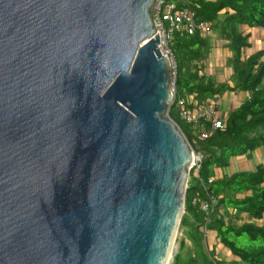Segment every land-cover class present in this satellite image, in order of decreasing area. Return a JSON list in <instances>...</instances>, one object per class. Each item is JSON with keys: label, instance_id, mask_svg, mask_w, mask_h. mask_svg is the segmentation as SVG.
<instances>
[{"label": "water", "instance_id": "water-1", "mask_svg": "<svg viewBox=\"0 0 264 264\" xmlns=\"http://www.w3.org/2000/svg\"><path fill=\"white\" fill-rule=\"evenodd\" d=\"M156 0H0V264H168L192 150Z\"/></svg>", "mask_w": 264, "mask_h": 264}, {"label": "trees", "instance_id": "trees-1", "mask_svg": "<svg viewBox=\"0 0 264 264\" xmlns=\"http://www.w3.org/2000/svg\"><path fill=\"white\" fill-rule=\"evenodd\" d=\"M194 11L195 20L208 22L220 32L224 47L228 50L230 82H216L201 73L197 63L206 59L210 48L209 36L176 33L170 50L176 62L175 86L178 96L197 92L203 100L206 96H220L230 91L246 92L245 98L226 114L219 113L222 126L212 131L208 138L200 140L199 132L209 125L191 124L182 120L171 107L170 118L178 125L190 145L199 144L204 152L200 165V176L205 180L204 188L192 178L185 193V212L180 225H191V237L198 247H203L204 212L193 203L196 194L203 199L214 200L206 223V254H201V264H264V164L254 170L241 169L230 175L214 177L215 169H223L235 157H243L264 147V46L250 53V35L239 31V25L248 28H264V0H185ZM179 6H184L178 3ZM213 179L208 183V179ZM245 215L250 221L240 225L227 221L230 213ZM230 217V216H229ZM229 251L224 260H211L214 251L213 239ZM213 238V239H212ZM212 242L213 246L209 244ZM204 248V247H203ZM210 255V256H209ZM180 260L175 255L174 262ZM193 264V263H192ZM197 264V263H195Z\"/></svg>", "mask_w": 264, "mask_h": 264}, {"label": "built area", "instance_id": "built-area-1", "mask_svg": "<svg viewBox=\"0 0 264 264\" xmlns=\"http://www.w3.org/2000/svg\"><path fill=\"white\" fill-rule=\"evenodd\" d=\"M178 3H182L184 6H179ZM187 4L185 0H156L153 8V22L155 34L159 37L157 47L160 52L168 58L173 73L169 85L172 93L170 104L176 109L179 117L187 123L209 125V129L204 128L198 134V138L204 140L209 137L213 130L222 126L223 121L219 115L221 110V97L212 95L206 96L201 100L197 92H192L185 96H178L175 86L176 62L170 50V44L176 33L182 35L194 34L197 32L200 36H211L210 23L196 21L194 11L190 9ZM190 147L192 150V160L189 180L192 178L200 182L205 188L206 182L200 176V165L204 157L203 149L199 144H195L194 146L190 145ZM212 179L213 177H210L207 180L208 183ZM213 202L214 200L212 197L209 196L207 199H203L197 194L193 199V203L197 204L204 212V240L206 236L205 225L209 221ZM210 259L215 262L218 256H211Z\"/></svg>", "mask_w": 264, "mask_h": 264}, {"label": "rangeland", "instance_id": "rangeland-1", "mask_svg": "<svg viewBox=\"0 0 264 264\" xmlns=\"http://www.w3.org/2000/svg\"><path fill=\"white\" fill-rule=\"evenodd\" d=\"M215 31L216 29L213 27L211 31V36H209V38L213 36ZM263 45L264 43L262 42L261 46ZM221 49L224 48L222 47ZM216 50L217 51L215 54L207 53L206 59H201L196 66L201 70V73H205L206 75L214 78L216 82H223V81L226 82L225 80L229 78L228 77L229 70L227 68L228 66H226V64L228 63V55L223 57V55L220 54L222 50L220 51V49H218L217 47ZM259 154H262V156H259ZM243 158H244L243 163H239V157L233 158L231 164L228 167H224L223 169H217L218 175H230L231 173L237 171L239 168L243 166H244L243 169L254 170L258 164H264V147H260L252 151L250 154L243 156ZM229 216L226 217L227 221L228 222L232 221L233 223L238 225L250 221V219L247 216L241 214L235 215V212L230 213ZM263 221H264V215H263ZM187 222H188L187 225L184 226L180 225L178 228L171 258L168 264L174 263V258L176 254L180 255V258L183 260L185 264H192V263L201 264L200 263L202 261L200 258L201 254H206L208 258L207 249H205L206 247L205 240L203 239L202 241V245L204 248L203 247L199 248L197 242L190 240L189 234L193 232L190 224H192L194 220L189 217L187 218ZM184 232L188 233L186 237L189 239V241H184L181 245L180 240L182 239V237L184 238L183 235ZM209 245L213 246L212 242Z\"/></svg>", "mask_w": 264, "mask_h": 264}, {"label": "crops", "instance_id": "crops-1", "mask_svg": "<svg viewBox=\"0 0 264 264\" xmlns=\"http://www.w3.org/2000/svg\"><path fill=\"white\" fill-rule=\"evenodd\" d=\"M238 29H239V31L244 32V33H248L250 35L251 47L247 50V53H250V52H252L256 49H260L262 47L261 46L262 42L264 43V33H263L264 28H248L244 25H239ZM225 44H226L225 41L222 40V38L220 36V32L218 30H216L215 33L213 34V36L210 38V42H209L210 48L208 50V53L215 54L217 51L216 50V47H217L218 49H220V51L222 50L220 54H222L223 57L227 56V55L229 56L228 50L224 47ZM222 47L224 49H221ZM211 49H214V50H211ZM226 66H227V64H226ZM227 68L229 70V74H228L229 78L225 81L227 83L231 84V82H230V68L229 67H227ZM247 97H248V93H246V92L230 91V92L226 93V95L221 98V110H220L221 114L222 113L226 114L230 109L235 108L238 104H240ZM259 156H262V154H259ZM243 160H244L243 157H239V163H243ZM243 168H244V166L239 168L238 170H241ZM214 172H215L214 173L215 178L218 176H222V175H218L217 169H215ZM183 235H184V238L182 237V239L180 240L181 245L184 241H189V239L186 237V235H188V233L184 232ZM189 236H190V234H189ZM190 240L197 242L196 238L191 237V236H190ZM213 242H214L213 253L216 254V256H218V259L224 260L225 258L230 256L229 251L227 249H225L219 243L217 238L214 237ZM173 264H180V260L174 262Z\"/></svg>", "mask_w": 264, "mask_h": 264}]
</instances>
